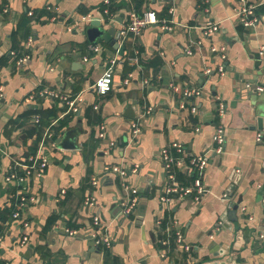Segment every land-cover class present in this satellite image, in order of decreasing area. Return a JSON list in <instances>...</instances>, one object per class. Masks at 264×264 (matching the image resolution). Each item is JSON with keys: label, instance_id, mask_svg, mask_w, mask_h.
Returning <instances> with one entry per match:
<instances>
[{"label": "crops", "instance_id": "1", "mask_svg": "<svg viewBox=\"0 0 264 264\" xmlns=\"http://www.w3.org/2000/svg\"><path fill=\"white\" fill-rule=\"evenodd\" d=\"M252 2L260 21L245 28L236 0H0V210L25 191L29 222L27 229L12 218L2 222L0 264H264V212L256 203L264 194V132L254 128L256 110L264 111V90L256 91L264 87V0ZM149 9L182 27H146L126 40L123 55L107 39L91 42L84 34L93 18L107 32L132 11ZM212 24L218 31L208 35L204 27ZM117 54L112 90L99 95L95 84ZM190 87L202 95L185 102ZM63 97L77 98L78 111ZM219 126L225 144L215 154ZM43 140L54 143L43 174L23 185L7 182ZM174 143L188 155H208L209 192L198 201L174 196L167 206L161 151L174 152ZM176 176L186 187L195 180L187 166ZM233 180L240 184L230 194ZM242 195L247 222L240 211L235 219L226 215ZM131 197L134 213L120 217L121 202ZM95 236L111 245H96Z\"/></svg>", "mask_w": 264, "mask_h": 264}, {"label": "built area", "instance_id": "2", "mask_svg": "<svg viewBox=\"0 0 264 264\" xmlns=\"http://www.w3.org/2000/svg\"><path fill=\"white\" fill-rule=\"evenodd\" d=\"M236 3L237 16L239 22L245 28L256 27V25L260 21L257 13L258 4L252 2V0H236ZM30 15H32V13ZM157 25H160L161 29L166 32H171L174 31L177 27H182V25L176 24L175 22H173V20H159L155 12L151 11L150 9L143 13L132 11L130 13L127 23L124 24L121 28H119L117 32L116 41L119 47H124V43L127 39L132 36L139 37L146 27ZM204 30L205 33H208V35L213 34L218 31V24L207 25L206 27H204ZM93 49L98 52L100 50V47L97 46ZM117 52L119 54V49H117ZM188 53L191 54L189 50ZM118 54L108 61V64L102 77L95 84L96 90L99 95H106L112 90L113 78L118 64ZM25 60L26 59H23V61L20 62L24 63ZM130 63H138V58L132 57L130 59ZM225 68V65L221 64L218 68V71L224 74L226 72ZM126 83H128V81H126ZM256 90L257 92H262L264 90V87H257ZM48 94L58 97L57 94L52 92H48ZM184 95L185 102H188V100L190 102V99L192 97L201 96L202 91L200 89L190 87L186 88ZM62 99L65 105L67 104L69 106V111H78L77 98L71 99L68 97H63ZM192 109L193 112L197 111L196 107H193ZM224 112L225 107L224 105H221L219 108V113L223 115ZM133 130L134 135L139 133L136 124H133ZM105 132L106 129L104 126H102L100 133L101 138H105ZM51 137L52 133H49L47 135V138L50 139ZM259 140L261 141V138ZM214 142L216 144L214 153L222 154L225 144V132L223 127H217L214 133ZM53 145L54 143H52L51 140H43L39 145L38 153L31 155L25 164L20 165L22 167V169H20V172L22 174L20 175V172L16 173L15 171H13L12 173L6 176V181L9 183H18L19 185H23L24 183H27V180L33 176L34 172H38L39 175H42L44 170L48 166V158L47 153L45 151L49 146ZM172 148L174 152H172V149L169 148H165L161 151V160L166 171L167 179V185L164 188V196L162 197V203L168 206L172 202L174 196H176V198L182 199L186 197H194L196 198V201L200 200V198L207 195L209 192L203 180V175L208 165V155H188L180 143H174ZM183 166L190 167V171H192V173L194 174L195 180L192 186H183L177 180L176 168ZM110 170L113 173H118L122 177H125L126 175V172L120 167H113ZM96 184L97 182L94 181V185ZM125 189L128 192H131V194L133 195L138 194L137 189L133 188L130 185H127L126 183ZM224 199L226 201L229 200L227 194L225 195ZM11 201L14 202L15 207L12 214V219L18 221L24 229H27L29 227V222L27 221V218L24 217V213L27 208V193L25 191L16 193L11 196ZM88 204L90 205L91 203L88 201L86 203V206H88ZM136 206L137 200L135 199V197L127 198L125 201L121 202L120 217L127 218L131 216L134 213ZM94 223L97 227H99V229L103 227V222L101 221L99 216L94 218ZM66 233L72 237L77 235L76 231L74 230L67 229ZM175 238L180 246L184 247L186 250H189V246L183 245V237L180 232H177V234H175ZM27 242L28 237L27 235H24L20 239L19 245L24 246L27 244ZM94 243L96 245H105L108 247L111 245V241L108 238L99 239L97 238V236L94 237Z\"/></svg>", "mask_w": 264, "mask_h": 264}, {"label": "water", "instance_id": "3", "mask_svg": "<svg viewBox=\"0 0 264 264\" xmlns=\"http://www.w3.org/2000/svg\"><path fill=\"white\" fill-rule=\"evenodd\" d=\"M104 24H105L104 21L97 19V18H93L91 19V21H89V23L85 25L84 34L87 35V37L89 38L91 42L97 39H103V40L107 39L110 42V44L114 46L116 49H119V53L123 55L124 47H119L116 41L117 39H114L115 34L118 32L117 28L115 26H112L107 32H104L103 31ZM254 115L256 119V125L254 128L256 130H259L260 132H264V111L256 110ZM128 118L133 119L135 118V116L129 115ZM239 184L240 182L233 180L232 191H228V193L230 194L234 193V191L236 190V187ZM243 196L244 195L240 196L236 203H231L230 205L227 206L228 210L226 211V215L227 217H230V219H233V217L234 219L237 218V214L240 211L243 213L242 220H244V222H247L246 219L250 215H249V212H247L246 208L243 206ZM256 203L261 204L259 209L264 212V194L262 195L261 198L256 199ZM255 211H256V214H258L259 210L257 208ZM216 264H236V263L233 261L232 258H228L227 260L218 262Z\"/></svg>", "mask_w": 264, "mask_h": 264}, {"label": "trees", "instance_id": "4", "mask_svg": "<svg viewBox=\"0 0 264 264\" xmlns=\"http://www.w3.org/2000/svg\"><path fill=\"white\" fill-rule=\"evenodd\" d=\"M107 16H108V14H107ZM33 153H36V147L35 146L33 147ZM21 174L22 173L20 172V175ZM14 209H15L14 202L10 201V202L7 203L5 209L0 210V237L5 232V228L3 227L2 222L3 223H7V222L10 221V219L12 218V214H13ZM0 251H1V249H0Z\"/></svg>", "mask_w": 264, "mask_h": 264}]
</instances>
